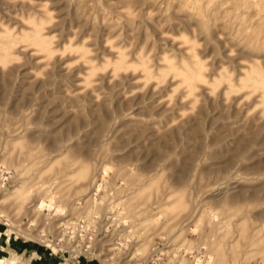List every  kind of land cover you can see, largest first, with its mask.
Returning a JSON list of instances; mask_svg holds the SVG:
<instances>
[{
  "label": "rangeland",
  "instance_id": "1",
  "mask_svg": "<svg viewBox=\"0 0 264 264\" xmlns=\"http://www.w3.org/2000/svg\"><path fill=\"white\" fill-rule=\"evenodd\" d=\"M6 235L48 262L264 264V0H0Z\"/></svg>",
  "mask_w": 264,
  "mask_h": 264
},
{
  "label": "built area",
  "instance_id": "2",
  "mask_svg": "<svg viewBox=\"0 0 264 264\" xmlns=\"http://www.w3.org/2000/svg\"><path fill=\"white\" fill-rule=\"evenodd\" d=\"M85 228L86 225L82 219L61 223L55 239V248L57 251L68 254L73 258L83 256V253L90 249L93 237L92 234L86 235ZM150 263L159 264L158 257L154 255Z\"/></svg>",
  "mask_w": 264,
  "mask_h": 264
},
{
  "label": "crops",
  "instance_id": "3",
  "mask_svg": "<svg viewBox=\"0 0 264 264\" xmlns=\"http://www.w3.org/2000/svg\"><path fill=\"white\" fill-rule=\"evenodd\" d=\"M10 241H11V239L8 236L5 240V242H2L0 240V252L1 253H8V252L14 253L15 250L20 251L21 252L20 254H17V252H15L16 257L20 260L16 264H80L79 261L68 262V263H65V262L62 263V262H58V261L48 262L49 259L46 258V254H44L40 248L36 247L33 249V247L31 245H17V246H15V244L14 243L11 244ZM3 244L5 246H3ZM9 253H8V255H10ZM27 253L31 254V256H33V255L37 256L38 261H35L34 259H33V261H31V260L28 261V259L22 260V257L23 256L25 257ZM11 256H10V258H11ZM4 259L5 258L0 259V263H2V261ZM10 264H14V263L12 262Z\"/></svg>",
  "mask_w": 264,
  "mask_h": 264
},
{
  "label": "bare ground",
  "instance_id": "4",
  "mask_svg": "<svg viewBox=\"0 0 264 264\" xmlns=\"http://www.w3.org/2000/svg\"><path fill=\"white\" fill-rule=\"evenodd\" d=\"M40 201V200H39ZM51 202V201H50ZM48 203H49V201H48ZM43 207H48V208H50V207H52V205H47V202H45V201H41L40 202V204H39V206H38V208L40 209V208H43ZM201 261H200V259H196L195 260V264H199ZM18 263V262H17Z\"/></svg>",
  "mask_w": 264,
  "mask_h": 264
}]
</instances>
